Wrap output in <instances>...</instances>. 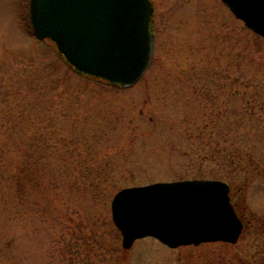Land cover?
<instances>
[{
    "label": "rangeland",
    "instance_id": "rangeland-1",
    "mask_svg": "<svg viewBox=\"0 0 264 264\" xmlns=\"http://www.w3.org/2000/svg\"><path fill=\"white\" fill-rule=\"evenodd\" d=\"M28 1L0 0V264H264V181L230 177L243 176L237 158H201L242 145L264 166V37L222 0H153L152 62L123 88L33 35ZM31 162L36 181L17 187L16 167ZM216 169L235 181L236 243L146 236L123 249L115 193Z\"/></svg>",
    "mask_w": 264,
    "mask_h": 264
},
{
    "label": "water",
    "instance_id": "water-1",
    "mask_svg": "<svg viewBox=\"0 0 264 264\" xmlns=\"http://www.w3.org/2000/svg\"><path fill=\"white\" fill-rule=\"evenodd\" d=\"M264 37V0H222ZM153 0H29L34 34L52 40L75 71L130 87L148 70L155 49ZM122 246L153 236L172 248L236 243L244 224L221 179L159 181L120 189L111 201Z\"/></svg>",
    "mask_w": 264,
    "mask_h": 264
},
{
    "label": "trees",
    "instance_id": "trees-1",
    "mask_svg": "<svg viewBox=\"0 0 264 264\" xmlns=\"http://www.w3.org/2000/svg\"><path fill=\"white\" fill-rule=\"evenodd\" d=\"M213 141L215 140L213 139ZM210 149H211L210 151H204L203 153L201 152L202 159H209L210 157H212L213 159L218 157L220 160L219 163L221 165H226L228 162L234 163L235 158H237V160H240V164H238L240 165V167L238 166L237 169L244 172L242 173L243 176L238 177L234 174L233 176L230 177H235L243 180L244 181L243 184L246 186L251 185L252 182H254L256 179L259 178L264 181V166H260L259 159L256 158V156L253 154V151L251 149H246L244 146L241 145V147L237 146L233 151H230L227 145H221V144L213 146ZM87 170L89 173L91 172V169H89V167H87ZM109 170L110 167L109 165H107L106 168L103 169L105 173L104 176L108 174ZM39 171H40V165H37V162H31L28 163L27 165H18L16 167V171L13 173L17 187L22 188L25 183L35 182L39 175ZM97 175L100 174L97 173ZM205 178L221 179L228 182L229 185L235 182L234 180L229 178V172L224 174L217 169L213 172L212 177H205ZM92 184L93 182H91V185ZM99 187L100 186H98L97 188ZM250 264H252V262H250Z\"/></svg>",
    "mask_w": 264,
    "mask_h": 264
},
{
    "label": "flooded vegetation",
    "instance_id": "flooded-vegetation-1",
    "mask_svg": "<svg viewBox=\"0 0 264 264\" xmlns=\"http://www.w3.org/2000/svg\"><path fill=\"white\" fill-rule=\"evenodd\" d=\"M17 3H18V6L24 8L26 0H17ZM199 245H201V244H199ZM196 246H198V245H196ZM218 264H223V263H218Z\"/></svg>",
    "mask_w": 264,
    "mask_h": 264
}]
</instances>
